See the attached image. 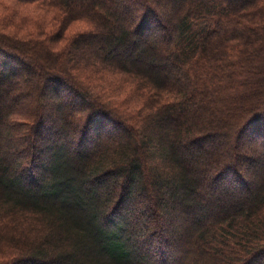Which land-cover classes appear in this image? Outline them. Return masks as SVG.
Here are the masks:
<instances>
[{"label":"trees","instance_id":"1","mask_svg":"<svg viewBox=\"0 0 264 264\" xmlns=\"http://www.w3.org/2000/svg\"><path fill=\"white\" fill-rule=\"evenodd\" d=\"M14 2L45 14L0 24V264H264V0Z\"/></svg>","mask_w":264,"mask_h":264},{"label":"rangeland","instance_id":"2","mask_svg":"<svg viewBox=\"0 0 264 264\" xmlns=\"http://www.w3.org/2000/svg\"><path fill=\"white\" fill-rule=\"evenodd\" d=\"M38 8L32 5L21 6L16 4L14 0H0V24L3 25L6 32L13 33L17 31L19 36L23 37L26 35L25 33H27L33 37L36 31L34 30V24H37L35 21L39 19L38 16L43 13L40 10L41 8ZM167 11L170 10L167 9ZM83 28L84 26L79 28L77 27L75 32H80L78 29H81L82 31ZM89 49L91 51V55H95L98 47L91 45ZM95 75L96 76L93 77L94 82L90 84L94 89H96L98 94L101 95V98L112 108L126 116L133 117L136 120L138 119V116H145L148 110L144 104L147 96L142 91H138L140 88L135 81L126 76L109 72V70L106 69L96 73ZM0 101L4 102V99H0ZM56 123L58 126L59 122L57 121ZM48 124L51 125L50 122H48ZM70 134V138H72L73 134L71 132ZM240 144L242 146V150L244 152L246 151L247 154H250L249 152H251L258 155L259 151L262 149L259 142H250L247 140L246 143L241 140ZM254 169L256 172L260 170L256 165ZM176 249L177 250L175 251L174 248V252L172 251V259H170V261L168 260L166 264L181 263V252L180 256L179 248ZM166 252L169 254V249H167ZM190 256H194V253L192 254L191 252ZM188 262L189 261H187V264ZM189 264L191 263L189 262Z\"/></svg>","mask_w":264,"mask_h":264}]
</instances>
